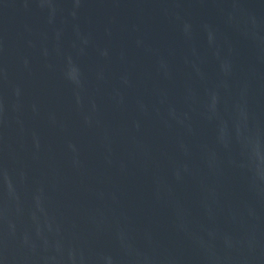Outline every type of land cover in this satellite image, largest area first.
Masks as SVG:
<instances>
[{"label":"water","instance_id":"1","mask_svg":"<svg viewBox=\"0 0 264 264\" xmlns=\"http://www.w3.org/2000/svg\"><path fill=\"white\" fill-rule=\"evenodd\" d=\"M0 264H264V0H0Z\"/></svg>","mask_w":264,"mask_h":264}]
</instances>
